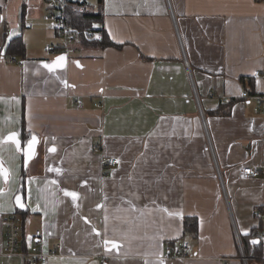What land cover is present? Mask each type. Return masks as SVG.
I'll return each mask as SVG.
<instances>
[{"label": "crops", "instance_id": "1", "mask_svg": "<svg viewBox=\"0 0 264 264\" xmlns=\"http://www.w3.org/2000/svg\"><path fill=\"white\" fill-rule=\"evenodd\" d=\"M101 6L119 46L75 43L66 55L44 48L60 42L45 0H0V215L19 217L21 248L47 253L45 264H245L238 236L260 226L264 206V104L241 92L264 91L253 75L264 0ZM17 35L24 54L6 50ZM23 115L38 142L22 192ZM190 215L197 236L184 231ZM4 231L0 264H23L3 252ZM184 240L186 258L165 257Z\"/></svg>", "mask_w": 264, "mask_h": 264}, {"label": "built area", "instance_id": "2", "mask_svg": "<svg viewBox=\"0 0 264 264\" xmlns=\"http://www.w3.org/2000/svg\"><path fill=\"white\" fill-rule=\"evenodd\" d=\"M79 2H86V0H75ZM69 0H45L46 12L43 17L50 20L53 27L56 29L60 42L57 43H47L44 48L49 52L62 51L66 55L72 53L75 50V43L79 40L80 32L75 30L67 18V5ZM89 34H92L90 31ZM255 78L264 79V68L255 69L253 73ZM254 96L257 100V106L255 109H261L264 104V91L252 93L248 89H244L241 92V97ZM81 105L82 102L78 101ZM94 149H98V145L94 146ZM104 163L110 166H115L119 163L117 157H106ZM243 171L252 176H258L261 174V169L259 167L246 166ZM254 215L260 219L264 220V206H260L254 211ZM0 222L4 225V246L3 252L7 255H20L23 259V264H45L47 262V253H41L36 251H25L21 248V223L17 215H0ZM40 230L35 231V235H39ZM256 237L264 239V229L256 232ZM239 238V243L241 245V238ZM190 247V242L184 240L182 243H167L164 251L165 257H176V258H186L188 256V251ZM243 251V249H242ZM241 259L247 264L248 258L242 252ZM29 260L27 263L26 261ZM104 264H110L105 262ZM224 264H237L236 261L230 258H224Z\"/></svg>", "mask_w": 264, "mask_h": 264}, {"label": "trees", "instance_id": "3", "mask_svg": "<svg viewBox=\"0 0 264 264\" xmlns=\"http://www.w3.org/2000/svg\"><path fill=\"white\" fill-rule=\"evenodd\" d=\"M102 0L99 2V8L97 11L90 8L88 0L86 2H79L75 0H69L67 5V18L73 28L80 32L79 40L77 41V46L83 48H105L107 46H119L108 34L103 20V11L101 6ZM92 34H89L88 32ZM7 52L10 54H24L25 53V43L21 35L14 36L10 39ZM225 111L222 106L210 111L213 113H221ZM22 136L23 142L31 137L32 132L26 130L25 119L23 115L22 119ZM25 172L26 168L23 165V172L21 175V186L19 191H24L25 182ZM17 212L26 216L28 214L27 209H17ZM183 227L186 233L193 236H197L199 229V220L196 216H185L183 220ZM264 229V220L260 222V226L254 228L253 231L247 235L241 236V241L245 256L249 260V264L259 263L264 264V239L260 238L259 241H253L256 238L255 234L257 231ZM253 241V242H252Z\"/></svg>", "mask_w": 264, "mask_h": 264}, {"label": "water", "instance_id": "4", "mask_svg": "<svg viewBox=\"0 0 264 264\" xmlns=\"http://www.w3.org/2000/svg\"><path fill=\"white\" fill-rule=\"evenodd\" d=\"M37 142H38V137L37 135H32L26 145L23 148V154H24V166H27L28 162L30 161V159L33 157V155L35 154V150L37 147ZM15 203L16 206L19 208H25V204H24V200H23V196L21 193H18L15 196ZM260 238L256 237L255 239H253V241H259ZM252 241V242H253Z\"/></svg>", "mask_w": 264, "mask_h": 264}, {"label": "rangeland", "instance_id": "5", "mask_svg": "<svg viewBox=\"0 0 264 264\" xmlns=\"http://www.w3.org/2000/svg\"><path fill=\"white\" fill-rule=\"evenodd\" d=\"M48 21H50V20H48ZM53 26V25H52ZM140 139V138H139ZM138 149L137 148H133V151L134 152H136ZM239 245H240V243H239ZM240 248H241V254L240 255H242V252L245 254V252H244V249H243V245H242V242H241V245H240ZM242 249H243V251H242ZM243 261V260H242ZM245 263V262H244ZM247 264H249V260H247ZM254 264H259V263H254Z\"/></svg>", "mask_w": 264, "mask_h": 264}, {"label": "snow or ice", "instance_id": "6", "mask_svg": "<svg viewBox=\"0 0 264 264\" xmlns=\"http://www.w3.org/2000/svg\"><path fill=\"white\" fill-rule=\"evenodd\" d=\"M69 195L73 196L75 198L76 194L75 193H69Z\"/></svg>", "mask_w": 264, "mask_h": 264}]
</instances>
